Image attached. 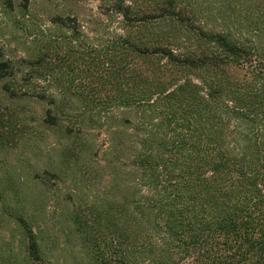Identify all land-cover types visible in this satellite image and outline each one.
<instances>
[{
	"label": "trees",
	"instance_id": "16d2710c",
	"mask_svg": "<svg viewBox=\"0 0 264 264\" xmlns=\"http://www.w3.org/2000/svg\"><path fill=\"white\" fill-rule=\"evenodd\" d=\"M98 1V27L56 14L24 62L49 124L114 119L110 180L74 211L70 261L22 220L25 254L1 264H264V0Z\"/></svg>",
	"mask_w": 264,
	"mask_h": 264
},
{
	"label": "rangeland",
	"instance_id": "374dc122",
	"mask_svg": "<svg viewBox=\"0 0 264 264\" xmlns=\"http://www.w3.org/2000/svg\"><path fill=\"white\" fill-rule=\"evenodd\" d=\"M11 4L0 0V61L15 68L13 76L0 78V264L23 258L22 220L39 233L49 258L70 261L72 251L80 249L72 216L79 204L92 198L98 203L102 197L110 180L102 150L113 135L119 141L117 125L114 119L75 120L70 115L49 124L50 100L33 94L46 82L30 80L24 61L35 57L41 32L55 30L52 16L76 15L81 28L90 30L98 27L92 19L103 15L98 0H29L27 10L24 0ZM107 24L119 30L115 18ZM5 84L16 94H9ZM70 100L62 101L66 113L76 104Z\"/></svg>",
	"mask_w": 264,
	"mask_h": 264
}]
</instances>
